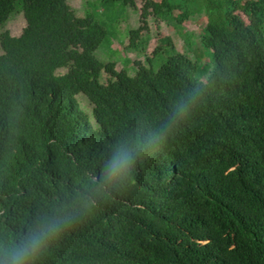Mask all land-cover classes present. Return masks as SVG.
Here are the masks:
<instances>
[{"label": "trees", "instance_id": "1", "mask_svg": "<svg viewBox=\"0 0 264 264\" xmlns=\"http://www.w3.org/2000/svg\"><path fill=\"white\" fill-rule=\"evenodd\" d=\"M94 1L140 12L127 52L147 53L150 19L205 17L213 69L175 50L130 75L97 57L108 31L91 0L83 16L0 0V264L52 220L63 229L30 264H264V0ZM16 10L20 36L4 27ZM121 145L143 149L130 181L98 185Z\"/></svg>", "mask_w": 264, "mask_h": 264}, {"label": "rangeland", "instance_id": "2", "mask_svg": "<svg viewBox=\"0 0 264 264\" xmlns=\"http://www.w3.org/2000/svg\"><path fill=\"white\" fill-rule=\"evenodd\" d=\"M144 2L145 0H137L138 8H142ZM86 3L87 0H69L71 7L77 10L82 16L89 10V6H86ZM90 4L91 8L89 11L95 14L96 17H100L99 20L102 21L108 31V37L96 53L97 57L102 61H116L118 59V70L125 67L129 69L128 72L130 75H134L137 68L134 67L133 61H141L143 66L157 71L176 51L186 53L194 60L200 58V67L203 68V70L205 68H208V70L213 69V65H210L212 54L210 51L201 48L199 41L203 29L207 25L205 17L191 18L185 21L180 29H177L172 24L150 19L151 41L149 42L147 53L144 54L142 46L139 48L141 51H131L130 49V51L128 50L127 52L125 50L129 44L130 31L137 29L141 25L140 12L122 3L100 4L91 0L89 5ZM244 21L246 24H249L246 18ZM25 26L26 20L23 14L20 12L18 14V10H16L4 27L5 30L11 32L12 36H20ZM164 37L171 38L172 44L163 43L159 53L154 56V59L149 60L152 58L154 49L159 45V41ZM0 54H2L1 48ZM141 54L144 55L141 57L137 56ZM78 100L82 110L90 115L92 108L88 104L87 98V101L81 97H79Z\"/></svg>", "mask_w": 264, "mask_h": 264}, {"label": "clouds", "instance_id": "3", "mask_svg": "<svg viewBox=\"0 0 264 264\" xmlns=\"http://www.w3.org/2000/svg\"><path fill=\"white\" fill-rule=\"evenodd\" d=\"M143 149L125 147L123 145L112 151L103 162L95 181L100 186L118 188L126 181H130L134 164L139 162ZM64 226L62 220H52L43 224H36L26 232V239L22 244L8 252L2 264H30L51 240L59 236Z\"/></svg>", "mask_w": 264, "mask_h": 264}]
</instances>
